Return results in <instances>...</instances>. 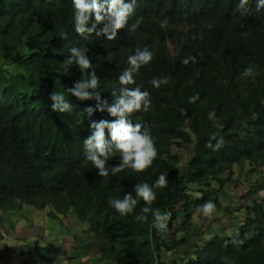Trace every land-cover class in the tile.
<instances>
[{
    "label": "trees",
    "instance_id": "trees-1",
    "mask_svg": "<svg viewBox=\"0 0 264 264\" xmlns=\"http://www.w3.org/2000/svg\"><path fill=\"white\" fill-rule=\"evenodd\" d=\"M83 2L78 32L74 0H0V226L23 206L56 220L72 212L92 239L86 250L97 252L83 264H264L262 186L243 196L245 219L235 232L183 244L197 206L211 199L222 208L236 167L264 175V0L242 8L240 0H135L131 9L133 0ZM122 9L128 16L117 27ZM145 47L153 58L137 71L128 57ZM187 57L195 60L185 65ZM247 67L253 76L243 75ZM164 77L167 84L153 87ZM137 87L151 104L129 112L120 100H133L127 93ZM121 119L133 134L141 124L154 141L157 156L143 172L128 165L112 172L124 163L113 138ZM214 133L225 141L219 151L206 147ZM93 155L108 176L98 175ZM164 173L167 186L153 187ZM143 183L156 194L151 204L136 197ZM127 193L138 203L121 216L109 201ZM145 207L171 213L166 231L153 227L151 212L136 219ZM180 219L181 235L169 236ZM40 251L43 264H57L46 243Z\"/></svg>",
    "mask_w": 264,
    "mask_h": 264
},
{
    "label": "clouds",
    "instance_id": "clouds-1",
    "mask_svg": "<svg viewBox=\"0 0 264 264\" xmlns=\"http://www.w3.org/2000/svg\"><path fill=\"white\" fill-rule=\"evenodd\" d=\"M117 0H112V6L114 7L116 4ZM248 0H240V5L239 7H244L245 4H247ZM74 5L77 9L80 10V12L77 14V31L78 32H82L83 29L79 27L80 24H82L84 22V20L86 19V17H84L83 15V11L85 9H87L89 6L86 5L83 0H74ZM135 5V0H133V6H125V9H131L132 7H134ZM260 5H258L259 7ZM93 7H96L95 4H93ZM122 9L119 12L116 13V24L117 27H120L122 25V23L126 22L127 16H128V11ZM101 17L97 14L96 15V20H100ZM139 23V22H138ZM134 27H136V25H134ZM137 55L136 56H129L128 60L130 63H132L133 65H135V68L137 71H139L140 69V64H148L152 58H153V53L151 51L148 50L147 47H145L143 49V51H140V49L138 48L137 50ZM137 60L140 61V63H137ZM195 60V57H187L184 58L182 60V63L187 65L189 63V61ZM82 63H86L84 61H81ZM243 75L245 77L248 76H253L254 75V71L252 67H247L245 68ZM127 82H131V83H135L134 80H132V77L130 74H127ZM121 80L124 81L125 77H121ZM168 83V78L164 77V78H154L151 81V84L153 85V87L159 88L162 84H167ZM129 96L134 97L133 100H129L127 103L121 99L120 100V104H123L124 109L128 110L129 112L132 111L133 107H135L136 109H140V101L144 100L145 102V107L144 110L146 111L148 109V107L151 104V100H150V94L147 91L141 92L140 88L137 87L134 90H129L127 93ZM148 99H145V98ZM198 97H191L189 102H194L195 99H197ZM113 111H115V109H113ZM216 118V114L215 112H209L208 114V119L209 120H215ZM141 124L137 123L136 124V133L137 134H133L132 131V127L130 124H127L125 122L124 119H121L118 123V125L114 126V133H113V138L118 140V144H117V150L119 152H121L123 154V161L124 163L121 165H118L117 167L112 169L113 174H116L117 172H120L124 169L125 165H128V167H131L133 170L137 171V172H143L144 170H146L148 167H150L153 163V160L156 158L157 156V149L155 147L154 141L151 137V134L149 131H145L144 133H140V128H141ZM217 133H214L209 141L206 144V147L211 148L213 151H219L223 146H224V139L223 137H220L219 139H217ZM95 139L97 141L96 143V147L98 149H100L101 155L106 157V154L103 151V144H102V133L97 132ZM212 140H216L215 145L212 144ZM85 145L91 146V138H88L87 140L84 141ZM88 160H90L94 166L96 168H99L100 171L98 173V175L100 176H108V172L105 169L104 165H105V160L100 159L98 156H90L88 158ZM166 176L167 174H161L159 176V178L155 181V184L153 185V187L156 188H164L167 186V180H166ZM136 197L138 198H142L144 200V202L146 204H151L155 199H156V194L155 192L149 188V185L147 183H143V184H138L136 185ZM110 205L121 215H127L129 213H132L135 206L138 203V199L134 198L131 193H127L125 194L124 198L121 199H116L113 198L109 201ZM143 214L138 215L136 217L137 220L139 221H147L148 217H147V213L151 212L152 216L154 218L153 220V227H155V229L157 231H166L168 228V223L171 219V213L170 212H161L159 209L156 210H152L149 207H145L143 208ZM196 211L200 212V214H202L203 216H212L213 213L216 211V204L211 200H207L205 201L203 204L197 206ZM204 216V217H205ZM4 222V221H3ZM2 225V224H1ZM177 225V224H176ZM4 230H2L1 226H0V242H4L6 243V238H12L13 240H16L17 242L20 243V248L13 250V251H17V254H15V252H7L8 247H4L2 249V243L0 244V258L6 259V258H11V260L13 261V264H43L42 261V257L45 255L44 252L40 251V248L43 244H45V240H41L39 241V249H36V245L37 243H33L30 245H26L29 244L30 241H34L35 238L34 236H29L25 233H19L16 231V227L13 226V229H10L8 227V225H2ZM175 227V226H174ZM173 227V228H174ZM85 229H83V231L85 232ZM237 229V226H236ZM173 230V229H172ZM171 230V232L169 233V236L173 235V231ZM13 231L12 235H10V233ZM236 231V230H235ZM234 231V232H235ZM85 234V235H84ZM83 234V239L85 238L86 240L91 239L89 237V235H86V233ZM175 234V233H174ZM213 235V234H212ZM174 237V235H173ZM208 238V237H207ZM85 240L83 245H80V247H82L83 251L82 252H78L77 248L74 247V250H76V255H86L87 257L89 253H91L90 251L86 250V246L85 243H87ZM40 242H43L42 244ZM89 243V242H88ZM7 252V255H5V253ZM75 253V251H74ZM97 254V252H96ZM52 255V253H51ZM164 257H171V253H164L163 254ZM84 261V260H83Z\"/></svg>",
    "mask_w": 264,
    "mask_h": 264
},
{
    "label": "rangeland",
    "instance_id": "rangeland-1",
    "mask_svg": "<svg viewBox=\"0 0 264 264\" xmlns=\"http://www.w3.org/2000/svg\"><path fill=\"white\" fill-rule=\"evenodd\" d=\"M260 170L263 171L264 166H261ZM249 171L248 165L244 169L239 167L234 169L231 181L233 183L229 184L219 196L222 208H216L212 216L204 217L200 213L196 214L191 223L193 224V233L189 240L183 244L191 243L190 241H194L198 237L207 238L215 233L232 234L236 230L237 224L245 219L243 207L247 205V202L243 200V196L250 191L251 187L262 186L264 188V175L254 172L249 175ZM227 207H230L231 210L227 211ZM3 219L2 225H12L16 229L19 228V233L35 235V240L26 245L44 239L58 258L57 264H83L84 258L87 257L81 254L79 255L80 259H76L77 252L74 250V244H77V236L83 239L85 232L83 231L84 224H81L72 212H68L63 220H56L49 218L44 211L23 206L19 211L10 212ZM182 220L177 221V225L172 230L175 232L176 238L182 233L180 227ZM15 223L18 225H14ZM2 225L1 228L4 230ZM83 240L85 242L86 239ZM91 241L92 239L86 240L87 243ZM12 243V241H8L7 245ZM13 252L17 254V251ZM88 256L96 258V251H91Z\"/></svg>",
    "mask_w": 264,
    "mask_h": 264
},
{
    "label": "crops",
    "instance_id": "crops-1",
    "mask_svg": "<svg viewBox=\"0 0 264 264\" xmlns=\"http://www.w3.org/2000/svg\"><path fill=\"white\" fill-rule=\"evenodd\" d=\"M14 225H18V224H14ZM18 229L19 228H17L16 230L18 231ZM19 232V231H18ZM12 233H13V231L10 233V235H12ZM77 244H74V247H76L77 248V251L78 252H82L83 251V249H82V247H80V245H83L84 244V240L81 238V237H79V236H77ZM6 241L8 242V241H12L13 243L11 244V245H7V242L6 243H4V242H2V249L4 248V247H8V249H7V252H12L13 250H16V249H19L20 248V243L19 242H17L16 240H13L12 238H6ZM51 248V247H50ZM7 252L5 253V255H7ZM10 252V253H11ZM74 254V253H73ZM75 256H76V259H80L79 258V255H76L75 254ZM1 260H2V264H5V262H6V264H9V262L8 261H4L3 260V258H1ZM85 260L86 261H88V260H90V261H93L92 260V257L90 258V257H86V258H84V261L83 262H85ZM94 262V261H93Z\"/></svg>",
    "mask_w": 264,
    "mask_h": 264
},
{
    "label": "built area",
    "instance_id": "built-area-1",
    "mask_svg": "<svg viewBox=\"0 0 264 264\" xmlns=\"http://www.w3.org/2000/svg\"><path fill=\"white\" fill-rule=\"evenodd\" d=\"M4 261H8L9 262V264H13V261L11 260V258H6V259H3ZM0 264H2V260H1V258H0ZM5 264H6V262H5Z\"/></svg>",
    "mask_w": 264,
    "mask_h": 264
}]
</instances>
